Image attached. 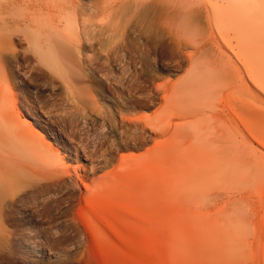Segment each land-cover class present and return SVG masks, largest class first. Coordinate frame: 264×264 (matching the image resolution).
<instances>
[{"label":"bare ground","instance_id":"6f19581e","mask_svg":"<svg viewBox=\"0 0 264 264\" xmlns=\"http://www.w3.org/2000/svg\"><path fill=\"white\" fill-rule=\"evenodd\" d=\"M219 1L0 0V258L20 240L19 230L31 231L29 240L45 236L50 242L74 234L71 240L88 244L83 255L93 256L104 235L124 236L120 218H149L117 197L119 171L146 172L159 143L121 159L113 174L101 173L114 144L108 135L89 140L80 128L78 114L86 116L89 104L115 126L114 110L122 115L155 102L158 109L132 120L155 134L179 119L175 131L214 158L206 169L216 180L190 194L195 202L219 191L228 177H241L251 157L264 175L258 122L264 117V36L257 35L255 20L264 7H235L239 17L231 18ZM165 72V80L157 81ZM60 89L76 110L61 109ZM104 98L113 105L105 108ZM120 122L129 123L124 117ZM47 133L64 154L47 142ZM122 135L121 148L142 143L137 135L131 142ZM83 158L95 163L91 174H71L68 161Z\"/></svg>","mask_w":264,"mask_h":264},{"label":"rangeland","instance_id":"374dc122","mask_svg":"<svg viewBox=\"0 0 264 264\" xmlns=\"http://www.w3.org/2000/svg\"><path fill=\"white\" fill-rule=\"evenodd\" d=\"M219 2L224 5L231 18L239 17V11L235 7L247 8L253 5L255 10L256 7H264V0H220ZM255 12V20L260 30L256 33L258 36H264V22H262L264 12ZM229 23L230 21L228 30L231 25ZM262 41L260 44L264 60V39ZM174 72L175 76L179 75L178 71L174 70ZM164 75L166 72L163 73ZM165 77L167 76L157 81L162 82ZM29 87L33 86L29 85ZM58 92L61 94L59 100L61 109L76 110L71 101L62 99L64 91L60 89ZM144 94L139 97L149 100L148 95ZM100 103L105 108L113 105L108 98L101 99ZM156 104L152 103L150 108L131 107L130 110L125 109L122 115L113 108L117 120L115 126L108 122L107 117L104 119L100 109L92 111L90 104L84 107L85 112H88L86 116L83 115V111L78 114L80 128L82 131L86 130L85 133L88 131L87 134L91 138L89 140L108 135L111 143L114 144L111 154H108L111 160L107 156L109 162L99 168L101 173L111 171L113 174L123 159L132 160L159 143L160 147L154 151L153 162L146 172L136 169L130 173L133 175L131 176L128 171H119L122 179L118 187L120 195L118 194L117 197L120 200L124 199L134 210L140 212L136 213L147 215L149 218L146 221L127 216L120 218L124 236L116 233H113L115 236L104 235L102 247L97 245L93 247L95 252L93 256L83 255L88 244H83L78 238L71 240L74 234L71 236L67 234L53 242L48 241L45 236L31 238L30 240L33 241L31 242L25 237L31 231L19 230L17 234L20 240H15L12 248L1 255L0 264H264V217H262L264 211L263 207L262 210L260 209V206H264V175L260 167L258 168V159L251 157L244 161L242 168L245 173L243 172L241 177L239 175L236 177L235 174L228 177V182L222 183L219 191L202 195L200 201L195 202L190 194L194 191H202L206 184L216 180L206 169L207 165L214 162V158L192 137H183L180 132L175 131V124L179 122L177 118L173 119L172 126L165 133H156L157 135L149 129V131L142 130L134 121L132 123V120L137 119L138 116L148 115L158 109L159 105ZM41 114L46 118L42 112ZM27 117L35 121L30 116ZM123 117L130 123L129 126L119 124ZM259 117L258 122L262 124L264 133V117L260 115ZM136 131L140 134L145 133V136L141 135L144 136L142 141ZM121 133L125 134L130 142L137 135L134 140L142 142L141 146L138 145L137 148L132 146L134 148L129 149L119 147L118 142L123 136ZM49 141L55 148L59 147L61 154L65 153L64 148L47 133V142ZM68 164H71V174L85 177L86 172L91 174L95 163L83 158L77 162L69 160ZM79 183L85 189L84 184L81 181ZM261 199L263 201H260ZM259 214L262 215L260 216L262 220L258 217ZM42 251H45V254Z\"/></svg>","mask_w":264,"mask_h":264}]
</instances>
